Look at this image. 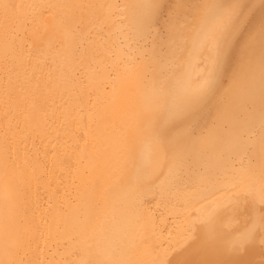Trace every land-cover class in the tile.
<instances>
[{"label":"bare ground","instance_id":"obj_1","mask_svg":"<svg viewBox=\"0 0 264 264\" xmlns=\"http://www.w3.org/2000/svg\"><path fill=\"white\" fill-rule=\"evenodd\" d=\"M233 2L0 0V264H264V0Z\"/></svg>","mask_w":264,"mask_h":264},{"label":"snow or ice","instance_id":"obj_2","mask_svg":"<svg viewBox=\"0 0 264 264\" xmlns=\"http://www.w3.org/2000/svg\"><path fill=\"white\" fill-rule=\"evenodd\" d=\"M238 8H239V0H234L232 10L235 11V10H238ZM229 42H230V36L228 33H225L221 39V45L223 47H227Z\"/></svg>","mask_w":264,"mask_h":264}]
</instances>
